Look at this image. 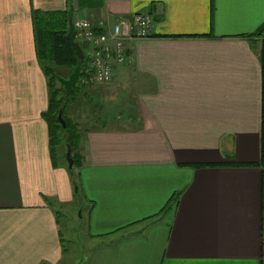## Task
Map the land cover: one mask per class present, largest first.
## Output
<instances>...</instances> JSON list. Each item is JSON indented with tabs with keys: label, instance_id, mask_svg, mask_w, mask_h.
Wrapping results in <instances>:
<instances>
[{
	"label": "crops",
	"instance_id": "1",
	"mask_svg": "<svg viewBox=\"0 0 264 264\" xmlns=\"http://www.w3.org/2000/svg\"><path fill=\"white\" fill-rule=\"evenodd\" d=\"M64 11L154 20L96 88L122 105L70 112L71 174L63 147L52 158L33 23ZM263 24L264 0H0V264H71L60 213L84 210L83 264H264Z\"/></svg>",
	"mask_w": 264,
	"mask_h": 264
},
{
	"label": "trees",
	"instance_id": "2",
	"mask_svg": "<svg viewBox=\"0 0 264 264\" xmlns=\"http://www.w3.org/2000/svg\"><path fill=\"white\" fill-rule=\"evenodd\" d=\"M36 56L39 64L44 68L48 77V109L46 113L49 143L52 152V158L56 159L57 149L63 147L64 163L66 162V153H70V158L73 163L71 169H67L71 174L76 168L81 167L80 155V133L72 121L67 118L69 104L76 100L79 93L85 90L76 82L71 92H66L59 84L58 78L61 75V70H65L70 75L73 69L80 65L81 71L85 66L84 58L79 60L72 49L66 36L68 28L72 21L69 19V12L55 13H36L33 15ZM264 33V24L258 29L253 36H260ZM80 71V73H81ZM61 112V117L65 127L58 121V115ZM73 175V174H72ZM179 194H176L168 206L172 208L176 205ZM167 210L164 208V212Z\"/></svg>",
	"mask_w": 264,
	"mask_h": 264
},
{
	"label": "built area",
	"instance_id": "3",
	"mask_svg": "<svg viewBox=\"0 0 264 264\" xmlns=\"http://www.w3.org/2000/svg\"><path fill=\"white\" fill-rule=\"evenodd\" d=\"M74 42L80 47L85 66L77 83L81 87L111 84L117 66L129 63L126 44L152 36L154 20L149 14L118 17L113 24L100 19L71 23Z\"/></svg>",
	"mask_w": 264,
	"mask_h": 264
},
{
	"label": "rangeland",
	"instance_id": "4",
	"mask_svg": "<svg viewBox=\"0 0 264 264\" xmlns=\"http://www.w3.org/2000/svg\"><path fill=\"white\" fill-rule=\"evenodd\" d=\"M68 73L65 70H61V75L59 76L61 79H67ZM97 86H87L85 90H83L77 96L76 100L69 104L67 118L71 115L70 112H86L87 110H95V111H108V109L117 110L121 104L118 103L120 100V96H112L113 92L106 89H96ZM119 93V92H118ZM70 119V118H69ZM67 167V164L65 162ZM76 169L73 170L75 172ZM78 205L80 206V210H82L84 202L78 200ZM81 203V204H80ZM77 205V204H76ZM77 205V206H78ZM75 207V206H74ZM62 212V210H60ZM82 220H79L77 217H81ZM77 217L71 219H67L64 217L63 213H60V220L63 223H66L68 226H64L62 229V236L64 240V248L67 255H71V257H67V259L72 258L73 261L71 264H76V260L74 258H78V264H83L84 256L80 254L82 250H84L85 246L92 244L94 241L91 240L88 236V226L86 224V210L79 211L77 213ZM71 224V226H69ZM79 255V256H78ZM83 259V260H82Z\"/></svg>",
	"mask_w": 264,
	"mask_h": 264
},
{
	"label": "water",
	"instance_id": "5",
	"mask_svg": "<svg viewBox=\"0 0 264 264\" xmlns=\"http://www.w3.org/2000/svg\"><path fill=\"white\" fill-rule=\"evenodd\" d=\"M66 39L70 43V45H71L72 49L74 50L77 58L79 60H82L83 54H82L80 47L74 42L73 29H72L71 25L68 28V33H67ZM80 71H81V67H80V65H77L73 69L72 73L68 76L67 79H61L60 77L58 78L59 84L64 88V90L66 92H68V93L71 92L72 88L75 86V84H76V82L80 76ZM58 121L62 125V127H65L64 121L61 117V112L58 115ZM66 162L68 164V169H71L73 167V163H72V160L70 158L69 152L66 153ZM75 191H77V188H75Z\"/></svg>",
	"mask_w": 264,
	"mask_h": 264
}]
</instances>
